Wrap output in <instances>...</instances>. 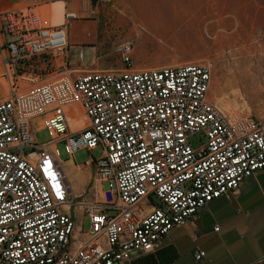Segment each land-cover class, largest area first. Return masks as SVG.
Instances as JSON below:
<instances>
[{
	"label": "built area",
	"instance_id": "built-area-1",
	"mask_svg": "<svg viewBox=\"0 0 264 264\" xmlns=\"http://www.w3.org/2000/svg\"><path fill=\"white\" fill-rule=\"evenodd\" d=\"M53 1L0 7V264H130L264 168V120L210 100L212 60L132 67L133 38L116 46L122 67L75 68L76 14L51 24ZM59 143L70 157L101 148L98 191L71 192Z\"/></svg>",
	"mask_w": 264,
	"mask_h": 264
},
{
	"label": "crops",
	"instance_id": "crops-1",
	"mask_svg": "<svg viewBox=\"0 0 264 264\" xmlns=\"http://www.w3.org/2000/svg\"><path fill=\"white\" fill-rule=\"evenodd\" d=\"M58 1L64 2L65 11L77 12L66 31L70 49L88 54L90 62L86 64L82 60L80 64L94 67L92 69H108L112 56L105 48L107 36L102 30L128 22L119 16L107 21L101 19L99 13L105 6L104 0L53 2ZM13 6L14 0H1V8ZM133 17L147 24V19L138 13ZM148 20L153 30L238 31L220 37V45H234L245 26L255 34L264 32V0H152ZM80 64L77 61L74 67L79 68ZM57 159L64 172L74 173L72 161L66 163L60 157ZM83 187L77 186V192ZM214 226L218 229L214 230ZM197 250L205 252L199 260L194 258ZM149 261L153 264H264V168L244 179L229 198L210 201L190 223L172 228L164 245L154 254L130 264Z\"/></svg>",
	"mask_w": 264,
	"mask_h": 264
},
{
	"label": "rangeland",
	"instance_id": "rangeland-1",
	"mask_svg": "<svg viewBox=\"0 0 264 264\" xmlns=\"http://www.w3.org/2000/svg\"><path fill=\"white\" fill-rule=\"evenodd\" d=\"M94 2L95 0H92V3ZM151 2L152 0L102 1L105 6L100 9L101 19L107 21L119 16L128 22L126 25L107 26L105 30H102V34L107 36L105 48L111 51L112 56L107 68L122 67L116 46L125 38L134 39L132 58L134 68L212 60L214 65L210 82V100L225 111L243 112L264 120V32L255 34L245 26L239 32L241 37L235 42V46H223L219 44L220 37L231 36L238 31L153 30L149 28L151 21L148 20ZM135 13L147 19V24L134 20ZM82 52L83 63H89L87 52ZM68 58L71 65H74L79 61L78 52L75 49H69ZM78 67L80 70H94L92 69L94 67L84 64ZM81 114L79 110L77 115ZM36 138L38 142H43L48 139V135L45 130H39L36 132ZM191 142L198 144L200 140L198 137H192ZM57 149L62 161L84 164L73 167L77 178L73 176V173L70 179L66 176L71 192L75 195L90 196L94 189L98 191L100 182L94 166L88 165V162L101 155V148L97 147L92 151L78 149L72 157L63 151L62 144H57ZM73 182H76L78 186H84L83 189L74 193L71 187ZM87 226L88 221L85 218L83 229H87Z\"/></svg>",
	"mask_w": 264,
	"mask_h": 264
},
{
	"label": "bare ground",
	"instance_id": "bare-ground-1",
	"mask_svg": "<svg viewBox=\"0 0 264 264\" xmlns=\"http://www.w3.org/2000/svg\"><path fill=\"white\" fill-rule=\"evenodd\" d=\"M73 1V0H72ZM75 1V0H74ZM78 1V0H77ZM71 2V1H70ZM64 2H62V1H58V2H53V3H51L50 5H48V6H46L45 7V9H46V13H47V15H49L48 16V19H49V21H50V23L51 24H60L61 23V21H62V14H63V11H64V9H63V4ZM74 3V2H73ZM71 4V3H70ZM75 4V3H74ZM80 4V3H79ZM76 11V10H75ZM76 14H77V12H76ZM235 41V40H234ZM233 43V42H232ZM235 46V45H234ZM234 55V54H233ZM177 64V63H176ZM216 101V100H215ZM74 108L76 107V106H73ZM223 107V106H222ZM77 108V107H76ZM225 108V107H224ZM226 108H228V107H226ZM228 110H230V108H228ZM81 111V110H80ZM225 111V110H224ZM235 111V110H234ZM82 112V111H81ZM85 121V117H84V115H79L78 117H76V118H73V117H70V119H69V124H70V126H71V128L72 129H77L78 127H80L81 125H82V123ZM71 162V161H70ZM64 165V164H63ZM69 166H70V164H69ZM66 168V167H65ZM68 169V168H67ZM74 170V169H73ZM65 172H66V176L67 177H69V179H70V176H71V173L70 172H68V171H66L65 170ZM73 176L75 177V178H77L76 177V174H74L73 173ZM72 176V177H73ZM83 179V178H82ZM72 180V179H71ZM72 183V182H71ZM78 184H80V183H78ZM77 184H76V182H73V184L71 185V187L74 189V193L75 192H77Z\"/></svg>",
	"mask_w": 264,
	"mask_h": 264
},
{
	"label": "trees",
	"instance_id": "trees-1",
	"mask_svg": "<svg viewBox=\"0 0 264 264\" xmlns=\"http://www.w3.org/2000/svg\"><path fill=\"white\" fill-rule=\"evenodd\" d=\"M146 264H153V263L149 261V262H146Z\"/></svg>",
	"mask_w": 264,
	"mask_h": 264
}]
</instances>
